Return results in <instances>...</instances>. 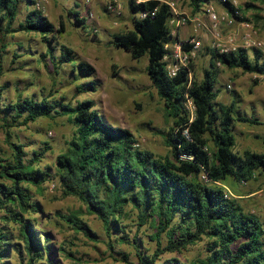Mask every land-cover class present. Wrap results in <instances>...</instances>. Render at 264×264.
<instances>
[{
	"label": "trees",
	"instance_id": "trees-1",
	"mask_svg": "<svg viewBox=\"0 0 264 264\" xmlns=\"http://www.w3.org/2000/svg\"><path fill=\"white\" fill-rule=\"evenodd\" d=\"M190 2L193 13L198 14L207 0ZM128 6L133 29L114 34L111 43L129 52L134 60L148 58L147 73L172 122L162 133L169 154L160 156L141 148L136 136L107 121L92 99L73 104L63 102L64 99L37 100L33 96L8 103L0 93V122L11 149L9 157L0 159V264H10L12 253H16L21 264H60L51 234L41 229L44 210L32 191V187L41 190L54 177L51 167L38 166L49 148L30 154L20 137L11 141L15 136L13 129L58 116L67 117L75 128L66 151L56 160L63 193L79 198L89 213L103 222L111 251L116 243H131L125 220L136 213L138 227L149 225L156 230L152 238L157 241V250L152 254H145L137 245L136 264H186L176 258L163 261L161 255L181 253L205 238V257L188 264H264L261 219L246 212L238 198L227 196L225 191V182L230 179L241 186L264 177V152H237L235 133L237 123L264 126V121L242 115L235 101L230 105L219 102L217 88L219 63L264 77V60L259 53L252 59L245 49L228 53L214 49L209 50L211 65L203 78L194 74L193 64L170 77L164 63L166 46L177 40L170 25L174 16L171 6L162 0H128ZM228 6L238 22L248 20L237 15L241 9ZM22 8L26 9L25 19L15 28ZM70 14L78 24H85L80 12L74 10ZM3 23L8 33L37 34L46 45L42 58L50 56L56 68L71 64L75 80L87 81L78 93L85 89L97 91V83L92 80L96 69L92 65L78 61L66 46H61L59 56L56 55L58 36L65 26L61 23L57 28L33 0H0V34ZM184 49L190 50L191 46L186 44ZM259 84L256 79L254 85ZM188 99L195 106L194 117L186 106ZM57 214L77 233L97 238L77 214ZM119 254L122 261L134 264L128 255Z\"/></svg>",
	"mask_w": 264,
	"mask_h": 264
},
{
	"label": "rangeland",
	"instance_id": "rangeland-1",
	"mask_svg": "<svg viewBox=\"0 0 264 264\" xmlns=\"http://www.w3.org/2000/svg\"><path fill=\"white\" fill-rule=\"evenodd\" d=\"M44 1V4H41L44 14L57 28H60L61 23L65 26L62 35L58 36L56 55L59 56L61 46H66L73 51L78 61L92 65L96 69L92 80L97 83V91L85 89L78 93V88L87 81L84 78L75 80L76 73L72 72L71 64L56 68L50 56L42 58L46 45L37 34L8 33L3 23V31L0 34V93L3 94V101L11 103L20 97L24 99L34 96L37 100L48 97L76 104L78 101L92 99L100 114L113 125L129 129L138 139L141 148L167 156L169 148L162 133L169 129L172 122L168 119L164 103L147 73L148 58L134 60L129 52L116 48L111 43L114 34L133 29V15L128 0H115L119 7L116 13L108 11V5L114 0H92L90 6H86L83 0ZM162 1L173 4L177 15L188 20L187 25L178 29L171 26L177 33L174 36L177 40L172 44L191 37L201 41V49L192 63L194 74L199 79L203 78L204 71L210 68L209 50L217 49L219 44L227 45L229 37L234 38L239 49H244V31L239 22L229 24L221 19L215 29L207 11L208 5H213L220 18L228 17L232 20L228 9L230 3L207 0L203 11L194 14L190 0ZM232 3L237 9H241L237 15L248 19L244 22L250 24L253 38L264 43V0H232ZM74 10L86 19L84 25L78 24L76 17L70 14ZM25 15L26 9L22 8L15 28L25 19ZM245 50L252 59L259 53L264 60L261 51L255 48ZM15 53L21 57L15 58ZM218 65L221 70L217 84L220 90L218 101L227 105L235 101L237 110L242 115L264 121V77L242 69H229L220 63ZM256 79L260 81L259 87L254 85ZM74 131L75 128L68 118L59 116L54 119L41 118L28 126L13 129L15 136L11 141L16 142V138L20 137L30 154L49 148L38 166L51 167L54 177L46 182L41 190L32 187L34 199L44 210L43 216L40 217L41 229L51 234L52 245L58 249L56 258L60 264H129L121 260L122 255L119 253L128 255L129 261L136 264L137 245L141 246L145 254H152L157 250V241L152 238L156 230L149 225L138 227L136 213H132L131 217L125 220L131 243H116L113 252L108 247L109 238L103 222L96 215L89 213L86 204L79 198L65 196L63 193L57 175L56 160L66 151ZM235 133L237 152H264L263 125L237 123ZM10 154V143L0 122V159H6ZM225 183L226 194L238 198L245 211L257 215L264 225V177L241 186L232 179ZM238 194L242 196L239 197ZM58 212L64 215L77 214L88 223L97 238L89 239L84 234L77 233L58 216ZM135 237L138 238L137 243L134 242ZM162 237L165 246L164 234ZM207 247L208 239L205 238L181 253L165 252L161 259L165 261L176 258L188 264L205 257ZM9 261L10 264H21L16 253L11 254Z\"/></svg>",
	"mask_w": 264,
	"mask_h": 264
},
{
	"label": "built area",
	"instance_id": "built-area-1",
	"mask_svg": "<svg viewBox=\"0 0 264 264\" xmlns=\"http://www.w3.org/2000/svg\"><path fill=\"white\" fill-rule=\"evenodd\" d=\"M35 3V7L41 10V4H44V0H33ZM86 6H90L92 4V0H83ZM212 1V0H209ZM222 3H230L231 5H234V3H232V0H219ZM174 13V16L172 18V20L170 21V25L173 27H176V29H178L181 26L187 25L188 20L186 17H179L176 13L175 8L173 7V4L168 3ZM209 4H211V2H209ZM118 5L116 4V1L114 0V2H111L108 5V11L111 13H116L118 10ZM236 8V7H235ZM207 11L209 13V16L211 18V20L214 23V28L217 29L219 26V23L222 20L228 21L229 24H235L236 23V19L234 17L232 20H229L228 17H222L220 18L216 11L215 8L213 7V5H208ZM238 14V11H237ZM145 16V14H144ZM241 28L244 31V36H243V47L244 49H252L255 48L259 51H261L263 57H264V43L261 41H257L253 38L252 33L250 32L251 30V26L249 23L247 22H239ZM176 29L172 30V34L173 36H175L176 33ZM197 31V29H196ZM186 44H189L191 46L190 50H185L184 46ZM201 41L197 40L195 37H191L187 40H178L175 44H170L167 45L166 48L168 49V53L164 58V63H165V67L166 70L168 72V75L170 77H175L177 76V74L185 68H189L190 65L193 63L194 58L197 56L199 50L201 49ZM217 50L220 53H228L231 51H236L239 48L235 45V40L233 37H229V40L227 42V45H217ZM242 47V48H243ZM192 75V73L190 74ZM187 108L191 111L192 116L194 117V113H195V106L193 104V101L191 99L187 100L186 103ZM184 158H191L188 156H183ZM205 177V176H204ZM228 196V194H227Z\"/></svg>",
	"mask_w": 264,
	"mask_h": 264
},
{
	"label": "crops",
	"instance_id": "crops-1",
	"mask_svg": "<svg viewBox=\"0 0 264 264\" xmlns=\"http://www.w3.org/2000/svg\"><path fill=\"white\" fill-rule=\"evenodd\" d=\"M259 86H260V85H258L257 87H259ZM257 87H256V88H257Z\"/></svg>",
	"mask_w": 264,
	"mask_h": 264
}]
</instances>
